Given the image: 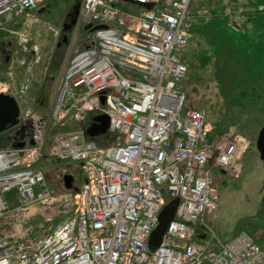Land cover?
<instances>
[{"label": "built area", "instance_id": "1", "mask_svg": "<svg viewBox=\"0 0 264 264\" xmlns=\"http://www.w3.org/2000/svg\"><path fill=\"white\" fill-rule=\"evenodd\" d=\"M40 1L0 0V24ZM200 2L80 0L71 43H81L51 120L66 126L105 114L107 132L115 134L110 145L83 133L46 137L47 121L27 105L30 75L18 86L0 79V92L20 109L10 144L0 149V264H264V248L248 233L219 241L195 226L221 202L213 169L241 173L228 143L210 137L205 111L188 106L182 89L189 31L209 15ZM14 30L20 51L32 53L30 73L39 48ZM18 64L24 60L13 55L10 78ZM46 159L77 165L81 183L54 192L39 166ZM12 191L13 201L4 198ZM174 198V216L152 249L159 213Z\"/></svg>", "mask_w": 264, "mask_h": 264}, {"label": "rangeland", "instance_id": "2", "mask_svg": "<svg viewBox=\"0 0 264 264\" xmlns=\"http://www.w3.org/2000/svg\"><path fill=\"white\" fill-rule=\"evenodd\" d=\"M76 2L79 0H41L37 9L0 24V51L8 48L7 50L11 51L10 56L13 54L24 60V64L14 67L10 78L7 74L10 63H4V53H0V78L8 81L10 79L18 86L21 79L30 75L26 93L27 105L34 114L47 121L46 137L55 133L84 134L93 116L90 114L89 117L66 126L51 120V111L64 70L74 53V48L81 43L80 40L71 43L73 31L67 33V42L62 41L66 14L73 12L72 6ZM218 2L221 0H202L197 4L209 15L207 14L206 18H197L194 23L199 24L198 20H201V26L194 30L193 23L189 31L187 48L182 55L188 71L181 84L187 97V105L205 111L211 128L210 137L217 144L228 143L232 158L236 157L235 162L241 167V173L238 178H233L220 168L213 169L212 183L219 192L221 202L216 211L206 212L203 220L195 226L198 231L207 233L206 239L210 234V237H217L219 241L244 231L264 248V163L256 149V138L264 124V64L261 65L259 59L257 61L254 58H251V62L238 60L240 53L234 56V45L227 44L221 49L224 55L220 56L219 61L213 60L214 39L222 27H219L217 19H212L215 17L212 11L216 9L218 18L228 20L233 12L242 9L232 7V0L221 2L219 5L222 6L218 9ZM258 6L264 9V3L256 6L264 24V11ZM244 24L243 30L246 33L251 30L249 50L254 53L253 56L259 58L264 47L256 38L253 24ZM9 30L26 33L30 40L28 46L35 45L39 48L40 60L30 73L26 72L25 63L31 58V52L20 51L15 34ZM239 39L238 47L242 50V56L246 46L240 36ZM236 58L238 61L235 63ZM114 137L115 134L107 132L98 136L97 142L110 145L115 142ZM9 144V131L0 133V149ZM39 166L44 171L48 186L56 193L65 191V174L73 176L74 187L81 183L82 175L75 164L46 159L42 160ZM4 198L13 201L14 192L6 193Z\"/></svg>", "mask_w": 264, "mask_h": 264}, {"label": "water", "instance_id": "3", "mask_svg": "<svg viewBox=\"0 0 264 264\" xmlns=\"http://www.w3.org/2000/svg\"><path fill=\"white\" fill-rule=\"evenodd\" d=\"M130 1V0H129ZM146 8H150V4L144 5ZM78 14V4L73 5V12L69 14V21L63 23L62 27V41L67 42V35L71 27L76 23ZM89 25H86V28ZM104 98L101 97V103H103ZM19 107L13 96L0 93V133L5 131L7 128L12 127L18 123ZM109 125V119L105 114L95 115L90 124L87 126L85 132L90 137L103 134L107 131ZM32 143V141H31ZM256 149L259 153L260 160L264 163V124L260 128L257 138H256ZM63 185L65 189H75L73 185V176L71 174H65L63 176ZM264 199V194L263 197ZM178 201L170 200L163 206L162 210L158 216V224L156 228L152 231L149 238V245L153 249L155 248L161 239L162 234L165 232L170 220L174 216Z\"/></svg>", "mask_w": 264, "mask_h": 264}, {"label": "crops", "instance_id": "4", "mask_svg": "<svg viewBox=\"0 0 264 264\" xmlns=\"http://www.w3.org/2000/svg\"><path fill=\"white\" fill-rule=\"evenodd\" d=\"M224 1L229 2V0H221V2H224ZM255 2H257L258 4H261V3L263 4L264 0H232V3H231L233 4L232 7L234 6L235 9L237 7H240V8L242 7V9L238 12H233L228 17V20L218 18V11L216 12V9L212 11L215 15V17L212 19H215V20L217 19L220 24L219 27H222L220 30H218L217 36L215 35L216 36V38L214 39L215 45H213V48H212L213 49V52H212L213 60L219 61L220 56L224 55L221 49H223L225 47L224 45L227 44L228 46L234 45V53H235L233 54L234 56L240 53V57L238 60L251 62V58H254V60H257V61L259 59V62L261 63V65L264 64V51H263V54L259 56V58L258 56H253L252 54L254 53L253 52L251 53V51L249 50V47H251V42L249 41V38H251V30L248 31L247 33L245 32V30H243V26L245 27V24H244L245 22H247V24L249 25L253 24V28L256 31V38L259 42H261V44L264 47V24H262L263 22L261 20L262 19L261 15H259L257 11L254 10L253 4H255ZM220 3L219 2L216 3V6L218 9L219 7L222 6V5L221 6L219 5ZM223 21H226V22H223ZM196 23L197 22H195L193 25L194 30L197 29L202 24L201 20H198L199 24H196ZM233 31L236 33L234 34ZM195 34L193 35V38ZM239 36L245 42V46H246L243 52L244 54H242V56H241L242 50H240L238 47V44L240 42ZM230 56H231V53L229 54V57ZM238 60L236 58L235 63Z\"/></svg>", "mask_w": 264, "mask_h": 264}, {"label": "flooded vegetation", "instance_id": "5", "mask_svg": "<svg viewBox=\"0 0 264 264\" xmlns=\"http://www.w3.org/2000/svg\"><path fill=\"white\" fill-rule=\"evenodd\" d=\"M69 14H70V12H68V13L66 14V18H65V19L67 20V22L70 20V19H69ZM0 47H2V46L0 45ZM9 47H10V46H9ZM7 49H8V48H7ZM7 49H6V48L2 49V51H0V53H4V54H5L6 52H7V53H9V52L11 53V51H10V50H7ZM0 56H1V55H0ZM6 56H7V57H6L5 60L2 59V60L4 61V63H5L6 60L8 59V56H9V55L6 54Z\"/></svg>", "mask_w": 264, "mask_h": 264}, {"label": "trees", "instance_id": "6", "mask_svg": "<svg viewBox=\"0 0 264 264\" xmlns=\"http://www.w3.org/2000/svg\"><path fill=\"white\" fill-rule=\"evenodd\" d=\"M257 4H258L257 2H255V4H253V6H254V10L259 11L258 9H256ZM262 13H263V12H262ZM263 14H264V13H263ZM263 17H264V16H263ZM4 59H5V56H3V60H4ZM89 116H90V115H89ZM89 116H88V117H89ZM84 132H85V131H84ZM84 134H85L86 138H89V139H90V138L98 139V137H90L89 135L86 134V132H85ZM172 200H177V201H178L177 198H174V199H172Z\"/></svg>", "mask_w": 264, "mask_h": 264}, {"label": "bare ground", "instance_id": "7", "mask_svg": "<svg viewBox=\"0 0 264 264\" xmlns=\"http://www.w3.org/2000/svg\"><path fill=\"white\" fill-rule=\"evenodd\" d=\"M128 1V0H127ZM5 131H9V134H10V132L12 131V130H8V128L5 130ZM4 132V131H3Z\"/></svg>", "mask_w": 264, "mask_h": 264}]
</instances>
